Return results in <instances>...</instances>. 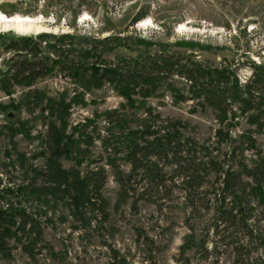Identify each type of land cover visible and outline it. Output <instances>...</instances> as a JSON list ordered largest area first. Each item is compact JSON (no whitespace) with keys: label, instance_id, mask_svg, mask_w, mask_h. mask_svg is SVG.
<instances>
[{"label":"rangeland","instance_id":"obj_1","mask_svg":"<svg viewBox=\"0 0 264 264\" xmlns=\"http://www.w3.org/2000/svg\"><path fill=\"white\" fill-rule=\"evenodd\" d=\"M143 11L148 12L146 21L134 23ZM0 14L39 19L48 28L23 34L0 28V189L14 190L5 199L0 197V208L20 214L16 218L4 214L5 221L15 222L16 235L7 239L10 252L4 260L0 256V264H236L231 246H216L212 209L192 212L180 179L169 185L171 191L163 202L120 203V185L107 165L109 151L101 140L91 147L80 139L74 144L71 140L81 138L80 126L87 121L95 127L92 136H106L105 116L110 110L121 108L142 118L145 107L151 106L160 120L182 119L192 125L189 134L232 175L239 162L264 160V125L249 119L253 110L243 113L239 104L233 105L227 119L234 118L235 125L228 127L229 120L222 121L216 110L192 98L186 75L169 77L163 87L142 98L122 94L104 81L87 89L73 75L69 62L73 59L78 70L86 71L93 65L102 69L118 62L145 63L143 59H153L156 49L176 51L184 60L227 69L229 98L246 96L241 86L253 80L258 67L264 79V0H0ZM23 40L40 42L37 58L50 57L42 75L27 83L13 77L12 58L30 55L8 49L10 42L21 45ZM263 97L261 88L254 102L260 100L264 107ZM255 106L252 103L250 108ZM51 127L54 140H61L57 147L47 136ZM131 127L141 130L140 123ZM250 134L257 145L251 151L246 144ZM80 150L89 156L81 157ZM118 162L130 172L128 163ZM47 163L54 165L52 170L45 167ZM101 166L108 175L104 213L86 201L80 203V211L70 203L71 194L66 193V198L61 187L54 186L62 184L71 168L84 174ZM225 175L211 171L205 177L199 190L206 196L205 205L208 198L215 200L223 192L220 178ZM32 183L44 192L30 193ZM232 193H227L229 204L234 201ZM253 256L254 264H264V246Z\"/></svg>","mask_w":264,"mask_h":264},{"label":"trees","instance_id":"obj_2","mask_svg":"<svg viewBox=\"0 0 264 264\" xmlns=\"http://www.w3.org/2000/svg\"><path fill=\"white\" fill-rule=\"evenodd\" d=\"M147 15V11L140 12L135 17L134 23L144 20ZM39 43H34L33 40L29 42L23 40L21 45L19 42H10L8 45L9 50L25 51L30 55L23 57L18 54L17 58H12V75L15 79L20 78L22 83L41 76L45 65L50 62V57L37 58L41 48ZM158 52L159 49H156V54L151 60L145 57L143 59L145 63L139 62L140 60L118 62L115 67H108L107 61L102 58V62L106 64L102 69L93 65L92 69L85 71L84 68L78 70L77 66H74L76 62L72 59L69 62V68L81 83L80 85L87 89L93 83L101 84L104 81L114 85L115 89L122 94L137 95L142 98L149 97L151 92L163 87L169 77L175 74L181 77L186 75L193 93L192 98L205 102L216 110L222 121L229 120L228 127L235 125L234 118L227 119L228 109L232 110L230 108L237 104L243 113L253 110L248 116L254 124L264 125V107L260 100L254 102L253 99L255 94L260 95L261 88L264 91V79L260 67L255 71L253 80L241 86V88H245L246 96L232 94L229 98L231 92L227 69H212L210 66L184 60L176 51L173 53ZM120 59L125 61L124 58ZM235 83L232 84L235 85ZM260 83H262V87L256 88V85H260ZM234 88L233 86V90ZM177 95L180 96V94ZM252 103L256 105L254 108H250ZM153 110V107L146 106L145 116L142 118H134L135 113L130 114L121 108L110 110L106 112L105 116L106 124L109 125L106 136L99 135L97 138L92 136L95 127L90 125L91 121H87L80 126L81 138L71 140V144L77 143L80 139V143L91 147L96 139L101 140L104 148L109 151L107 165L113 168L114 177L120 185V203L127 204L131 201L133 205H136L141 201L163 202L171 191L169 185H176V181L180 179L181 185L188 191L185 200L190 204L192 212L212 209L214 214L213 230L217 235L216 246L218 243L231 246L237 254L236 264H254L257 259L253 253L259 247L264 246V160L251 158L249 163L239 162V170L230 175L231 173L224 169V165L221 166L213 160L207 152L208 149L206 151V148L200 146L198 140L189 134L188 129L192 125L182 119L165 118V120H160V115L154 114ZM137 123H140V131L131 127ZM219 132L221 131H217V133ZM53 133L54 130L51 127L47 136L53 138L55 147H57L61 140L57 138L54 140ZM223 141L221 140L220 144L224 143ZM247 143L248 150L257 149L256 140L251 134L246 138ZM53 149L57 150V148ZM79 153L84 158L89 156V152L84 153L83 150H80ZM120 160L130 165V172L126 173L121 169L118 162ZM49 164H45V167L50 171L54 165ZM211 171L220 174V176L226 175L225 178H220L222 180L221 191L223 192L218 196L215 194V200L208 198L209 203L205 205L203 201L206 196L199 190L206 182L205 177L211 175ZM39 172H43V170H39ZM39 172L35 174V178L41 176ZM66 176L67 178L62 184L55 182L54 186L61 187L64 197L68 198L66 193L72 195L73 201L70 203L82 211L80 203L86 201L90 206H96L97 210L104 211L103 191L108 181V175L103 166L90 169L84 174L74 167L67 170ZM243 176L249 181L246 182ZM28 185L31 186L29 187L31 188L30 193L33 195L39 191L44 192L36 188L34 183ZM248 189L250 194H246ZM231 191L234 201L229 204L227 193ZM13 192L14 190L11 188H1L0 197L5 199L7 193ZM254 196L255 201H253ZM42 198L48 199L45 195ZM57 198H54L55 202H60L61 199L57 201ZM211 200H214L212 206L209 205ZM256 212L259 214L258 219L254 217ZM5 213H10L15 218L20 216L13 209L6 211V209L0 208V256L3 260L10 252V244L7 243V239L16 235L15 222L5 221ZM12 219L14 220V218ZM238 233H241L243 238L239 239Z\"/></svg>","mask_w":264,"mask_h":264},{"label":"bare ground","instance_id":"obj_3","mask_svg":"<svg viewBox=\"0 0 264 264\" xmlns=\"http://www.w3.org/2000/svg\"><path fill=\"white\" fill-rule=\"evenodd\" d=\"M4 24V25H1ZM3 27H9V29H14L19 33H42L45 32L46 28L42 22L38 19H32V18H9L5 17L2 14H0V28Z\"/></svg>","mask_w":264,"mask_h":264},{"label":"water","instance_id":"obj_4","mask_svg":"<svg viewBox=\"0 0 264 264\" xmlns=\"http://www.w3.org/2000/svg\"><path fill=\"white\" fill-rule=\"evenodd\" d=\"M9 116L11 117L12 116V113H10Z\"/></svg>","mask_w":264,"mask_h":264}]
</instances>
